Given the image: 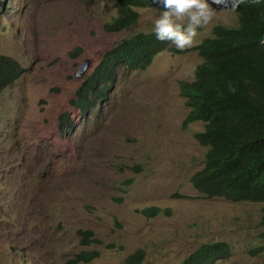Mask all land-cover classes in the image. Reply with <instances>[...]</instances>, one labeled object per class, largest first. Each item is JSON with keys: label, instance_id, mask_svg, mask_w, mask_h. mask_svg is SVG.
Wrapping results in <instances>:
<instances>
[{"label": "rangeland", "instance_id": "374dc122", "mask_svg": "<svg viewBox=\"0 0 264 264\" xmlns=\"http://www.w3.org/2000/svg\"><path fill=\"white\" fill-rule=\"evenodd\" d=\"M0 2V54L24 68L0 95V264H70L82 250L98 255L79 264H120L137 249L141 264H179L213 241L230 247L214 264H264L253 252L264 243L262 204L205 197L190 182L206 148L194 137L202 122L183 126L179 81L193 80L196 51L170 43L145 69L118 66L105 102L88 112L70 102L104 52L152 31L163 10L136 8L135 24L109 32L113 0ZM208 3L218 13L195 44L215 25H237ZM63 112L71 136L60 131ZM146 207L161 212L147 217ZM79 230L101 243L81 245Z\"/></svg>", "mask_w": 264, "mask_h": 264}, {"label": "trees", "instance_id": "16d2710c", "mask_svg": "<svg viewBox=\"0 0 264 264\" xmlns=\"http://www.w3.org/2000/svg\"><path fill=\"white\" fill-rule=\"evenodd\" d=\"M113 6L117 15L104 28L118 32L137 20L139 13L134 8L150 4L148 0H114ZM233 13L237 17L236 26L215 25L211 36L177 51L196 50L201 57L193 80L179 81L180 93L189 107L184 126L202 122L203 129L194 137L206 148L204 164L192 174L190 182L205 197L261 203L264 224V0L259 3L245 0ZM170 43L158 41L152 31L122 39L104 52L91 74L76 89L71 104L88 112L97 103L105 102L118 66L145 69L160 51L174 50ZM23 71L13 57L0 54V95ZM229 82L234 92L229 91ZM70 120L67 112L60 114V130ZM140 212L151 217L161 209L146 207ZM79 232L81 245L101 243L92 230ZM253 252L264 260V243ZM229 253L227 242H207L179 264H214ZM97 255V250H82L69 262L87 263ZM144 258L145 251L137 249L120 264H141Z\"/></svg>", "mask_w": 264, "mask_h": 264}, {"label": "clouds", "instance_id": "9594fccd", "mask_svg": "<svg viewBox=\"0 0 264 264\" xmlns=\"http://www.w3.org/2000/svg\"><path fill=\"white\" fill-rule=\"evenodd\" d=\"M252 2L259 3V0H252ZM155 3L159 4L160 6H155L151 4L149 1L150 6L158 7L163 11L161 12L160 16L154 20L152 32L155 34V37L158 41L171 42V44L174 45L179 50H184L186 48H190L194 46V44L196 43V37L198 36L197 29L205 28L209 24H211L214 17H216L218 13L215 9L212 8L211 4L208 3V0H155ZM211 3L223 6L222 11L236 12L238 6L245 3V0H211ZM137 8H144V7H137ZM134 9L136 10V8ZM136 11L139 13L138 10ZM116 15H117V9H116ZM137 20L133 24H135ZM133 24H131L130 26H132ZM109 32H114V31H109ZM190 51H196V50H190ZM228 86H229V91H233V92L235 91V88L232 86L231 82H229ZM71 121L72 120L66 123L63 126L62 130H60L62 132L64 128L69 126L70 127L69 131H71V134H69V136H71L74 133L76 126L75 122L71 123ZM234 202H241V201H234Z\"/></svg>", "mask_w": 264, "mask_h": 264}, {"label": "water", "instance_id": "95a60500", "mask_svg": "<svg viewBox=\"0 0 264 264\" xmlns=\"http://www.w3.org/2000/svg\"><path fill=\"white\" fill-rule=\"evenodd\" d=\"M149 1H150L151 4H153V5H155V6H160L159 4H156V3H155V0H149ZM161 7H162V6H161ZM85 65H86V62L83 63L81 67H85ZM79 72H82V71L79 70Z\"/></svg>", "mask_w": 264, "mask_h": 264}]
</instances>
